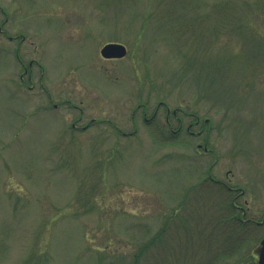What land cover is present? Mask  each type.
<instances>
[{"label":"rangeland","instance_id":"obj_1","mask_svg":"<svg viewBox=\"0 0 264 264\" xmlns=\"http://www.w3.org/2000/svg\"><path fill=\"white\" fill-rule=\"evenodd\" d=\"M0 28L40 65L22 84L0 33V264H122L166 223L178 254L258 264L264 225L234 230L210 178L264 221V0H0Z\"/></svg>","mask_w":264,"mask_h":264},{"label":"trees","instance_id":"obj_2","mask_svg":"<svg viewBox=\"0 0 264 264\" xmlns=\"http://www.w3.org/2000/svg\"><path fill=\"white\" fill-rule=\"evenodd\" d=\"M230 213L232 215L236 214L233 206H231ZM233 217L235 221L238 220L237 215ZM239 222L240 221L236 223H239ZM169 224L170 223H166V225H163L161 229L155 235L148 238V240L145 241L140 246L138 251L133 255L132 260L128 262L127 261L123 262L122 264H190V263L195 264V261H196V264H210L212 261L216 260L217 256L220 255L217 252L218 254L216 253L215 255L211 256L209 254L211 252V247H208L209 251L207 253L209 254V256L208 257L206 256V257L207 258L211 257V259L210 260L208 259L207 261L206 260L207 258L205 259L203 257L204 259H202L198 257V261H197V255H195V252H193V249L190 247V246L193 247V243L192 244L185 243L184 245L182 244L179 245L180 251L178 254V249L173 245V242H171V239L174 240L177 238L175 237L176 235H174L171 238V235H172V233H170L171 225ZM183 226L186 227L185 225ZM249 226L251 225H233L232 227L236 231H243L244 229H247V227L249 228ZM187 233L188 235L191 234V232H187ZM242 237H243V234H239L237 235V237H234L232 233H228V236H227L228 240H230V242H233V243L235 242L234 243L235 245L231 246L233 250L237 248L236 243H238L239 240H243L241 239ZM189 252H192L191 253L192 255H189ZM182 258H185V260Z\"/></svg>","mask_w":264,"mask_h":264},{"label":"flooded vegetation","instance_id":"obj_3","mask_svg":"<svg viewBox=\"0 0 264 264\" xmlns=\"http://www.w3.org/2000/svg\"><path fill=\"white\" fill-rule=\"evenodd\" d=\"M0 33L5 35L7 40L10 43H15L17 45V49L15 51V55H16L19 63L22 66V74L20 75L21 83L25 84L27 82L26 78L30 82H32L33 79H35L36 74L39 73L38 67H40V65L37 63V61L35 59H31L28 63H25L23 61V59L21 58L20 49H21L22 45L26 42V40H27L26 37L23 34L10 35V34L5 32L1 28H0ZM110 61H116V60L115 59H110ZM164 105L165 104L163 102L160 103L158 108L153 111V113L150 115V117H148L146 111H144L143 116H144L145 123H147V124L154 123L155 119L159 116V112H160L159 108L161 106H164ZM165 113H166V123H165V125L170 128V134H172V136H179L184 131L183 121L178 116L180 113L185 114L183 109H179L178 108V109L171 110L170 108L167 107ZM171 117L174 120L175 119L177 120L178 127L176 129H174L171 126L172 125ZM191 117L195 118V120H194V122H191L185 128V131L191 136H202V134H203L202 129L199 132H194L193 131L194 127H198V126L201 125L200 118L197 115H195V114H192ZM206 123H207V120H206ZM73 127L76 128V125L74 124ZM86 127H83V129L86 128ZM198 147L202 148V145H199ZM204 151L207 154L209 152L213 153V151L209 150L207 148V146L204 148ZM210 181L212 183H214L215 185H220L221 187L227 189V191L233 195L232 202H231L232 206L234 207V210H236L238 212H241L242 216H243V218H241L240 222H242L243 224H248V225H252V224H254V225H264V221L256 222V221H253L251 219H247L246 218V214H247V209L248 208H245V207H243V205H240V199L242 197H244V195H245V191L243 189L233 188V187L229 186L228 184H226L225 182H222L220 180L214 179L213 177L210 178ZM245 204H247V203L245 202Z\"/></svg>","mask_w":264,"mask_h":264},{"label":"water","instance_id":"obj_4","mask_svg":"<svg viewBox=\"0 0 264 264\" xmlns=\"http://www.w3.org/2000/svg\"><path fill=\"white\" fill-rule=\"evenodd\" d=\"M127 54V48L120 43L106 44L102 50L101 55L105 58H123ZM258 264H264V239L261 241L258 250Z\"/></svg>","mask_w":264,"mask_h":264}]
</instances>
